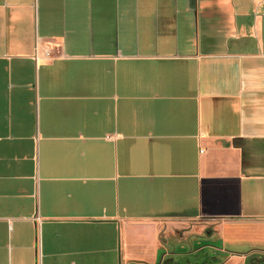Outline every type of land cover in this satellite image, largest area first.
<instances>
[{"label": "crops", "instance_id": "1", "mask_svg": "<svg viewBox=\"0 0 264 264\" xmlns=\"http://www.w3.org/2000/svg\"><path fill=\"white\" fill-rule=\"evenodd\" d=\"M200 221L264 264V0H0V264H162Z\"/></svg>", "mask_w": 264, "mask_h": 264}, {"label": "rangeland", "instance_id": "2", "mask_svg": "<svg viewBox=\"0 0 264 264\" xmlns=\"http://www.w3.org/2000/svg\"><path fill=\"white\" fill-rule=\"evenodd\" d=\"M214 224L209 221H200L199 223H194L189 225V228H179L172 230L171 234L166 226L161 229V237L166 239L165 233H169L167 238H171V241L178 246L187 247H201L205 245H217V236L214 228ZM168 231V232H167ZM175 236L177 239H172ZM246 248V247H243ZM247 249H244V251ZM164 260V259H163ZM162 260V261H163Z\"/></svg>", "mask_w": 264, "mask_h": 264}, {"label": "flooded vegetation", "instance_id": "3", "mask_svg": "<svg viewBox=\"0 0 264 264\" xmlns=\"http://www.w3.org/2000/svg\"><path fill=\"white\" fill-rule=\"evenodd\" d=\"M223 256L217 246L205 245L186 255L163 260L162 264H221Z\"/></svg>", "mask_w": 264, "mask_h": 264}]
</instances>
